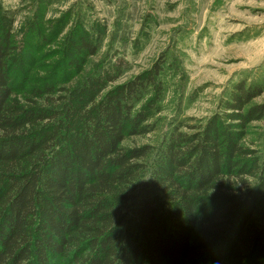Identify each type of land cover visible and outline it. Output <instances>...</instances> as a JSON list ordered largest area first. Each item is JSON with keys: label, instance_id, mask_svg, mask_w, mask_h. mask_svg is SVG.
Instances as JSON below:
<instances>
[{"label": "trees", "instance_id": "1", "mask_svg": "<svg viewBox=\"0 0 264 264\" xmlns=\"http://www.w3.org/2000/svg\"><path fill=\"white\" fill-rule=\"evenodd\" d=\"M18 63L0 29V264H264V174L242 144L263 87L239 84L225 121L175 129L153 152L123 147L152 131L136 110L152 74L114 86L121 68L98 67L71 90L46 77L23 104Z\"/></svg>", "mask_w": 264, "mask_h": 264}, {"label": "rangeland", "instance_id": "2", "mask_svg": "<svg viewBox=\"0 0 264 264\" xmlns=\"http://www.w3.org/2000/svg\"><path fill=\"white\" fill-rule=\"evenodd\" d=\"M0 29L13 40L12 99L23 104L46 77L68 90L98 67L121 68L114 86L156 77L136 109L148 113L152 131L127 138L125 148L156 152L175 129L190 134L213 117L225 121L239 84L264 88V0H0ZM80 38L97 55L74 53ZM258 106L264 92L249 104ZM245 133L243 147L264 174V115Z\"/></svg>", "mask_w": 264, "mask_h": 264}]
</instances>
